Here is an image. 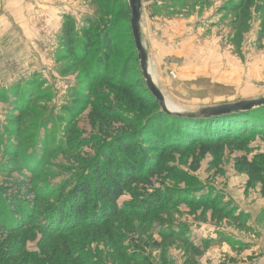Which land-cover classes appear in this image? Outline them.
I'll return each mask as SVG.
<instances>
[{
	"label": "rangeland",
	"instance_id": "obj_1",
	"mask_svg": "<svg viewBox=\"0 0 264 264\" xmlns=\"http://www.w3.org/2000/svg\"><path fill=\"white\" fill-rule=\"evenodd\" d=\"M128 2L0 0V187L17 183L19 188L27 179L31 188L43 190L30 205L38 224L55 219L45 215L60 196L59 184H76L98 158L100 141L108 139L103 144L108 146L129 127L118 120L106 126L95 117L97 109L120 107L96 76L122 75L126 82L143 81L146 86ZM142 13L148 71L164 98L180 107L177 110L195 113L264 98V0H142ZM68 18L77 33L96 21L97 35L116 20L108 69L98 70L103 60L98 45L81 63L65 54L61 39ZM124 116L134 122L137 115ZM60 119H65L62 125ZM244 124L232 121L227 125L232 130H207L206 137L213 140H223L230 130L238 135L222 142L216 156L200 157L197 144L162 151L161 166L171 173H162L161 167L138 189L142 199L172 191L179 198L172 206L144 218L129 215L135 209L130 211L129 205L139 199L129 192L116 201L119 210L128 208L129 213L97 229L86 223L57 239L29 229L7 245L30 237L24 251L32 264H71L79 255L93 264H264V188L247 186L248 176L236 169L238 159L264 154V135L258 129L243 131ZM245 136L243 145L240 139ZM156 147L149 153H160ZM34 154L43 159L30 170ZM17 188L10 193L16 194ZM2 233L0 237L6 236ZM118 234L127 238L115 248Z\"/></svg>",
	"mask_w": 264,
	"mask_h": 264
},
{
	"label": "trees",
	"instance_id": "obj_2",
	"mask_svg": "<svg viewBox=\"0 0 264 264\" xmlns=\"http://www.w3.org/2000/svg\"><path fill=\"white\" fill-rule=\"evenodd\" d=\"M127 8L128 12L131 13L129 2L127 3ZM115 22L116 20L112 19V22L104 28L102 34L97 35L96 33L93 34L94 26L97 24L96 21V24L92 23L90 28L77 33L74 22L68 18L62 28L61 39V45L66 49L65 54L81 63L83 59L93 53L94 46L98 45L96 48L100 55L99 57L103 58L97 66L98 70L101 71L102 67L108 69L111 64L110 54L114 47L112 38ZM137 58L139 61L138 56ZM103 76L102 74L97 75L96 81H103L107 84L120 107L111 105L106 109H97L95 117L102 123L106 122V126L113 120H118L124 121L126 126L128 125L129 127L108 143V146H105L106 144L103 145L108 139H100L98 158L95 159V163L90 166V169H84L76 184L72 187L65 186L69 182L68 180L59 184V187L55 186L49 189L50 193H55L58 187L60 192L57 202L46 209L45 216L50 218L53 215L55 218H51V222L46 220V224L41 222L38 224L34 221L38 215L34 211V207L30 206L31 202L34 201L32 197L34 194H40L44 191L38 190L36 187L31 188L27 179L20 182L19 188L16 187L17 183H11L7 187H0V231L5 232L7 236L2 233L3 236L0 237V264H32L30 256L24 251L25 242L30 237L22 236L16 244L7 245L12 237L24 235V230H26V233L29 229L41 230L45 234L49 233L52 238L57 236V239L59 235L71 232L75 228L83 227L86 223L90 224V228L97 229L108 220H114L124 214L126 216V213H129L127 212L128 208L124 212L119 210L116 205V201L125 193L132 192L136 198H139L129 205L130 211L135 208L129 215L144 218L154 210L172 206L176 197L172 191H158L142 199L143 194L138 189L139 185L155 178L158 174L156 173L157 170L161 167L162 173L163 171L171 173L170 168L161 166L159 158L162 151L171 148L186 149L197 144L200 157H205L208 154L216 156L221 151L220 144L222 142L235 139L238 135L236 132H232L229 127L231 130L224 134L226 137L220 141L219 138L218 140L207 138L206 132L210 128L215 129L216 126L223 127L228 131L227 125L231 124L232 121L239 123L243 121L245 123L243 131L246 130L247 133L258 129L264 135V128L261 127L262 125L264 126V106L249 111L214 117L200 116L191 118L167 115L162 111L159 101L153 97L143 81L140 84H135L134 82L122 80V75L119 77L113 74L109 77ZM126 112L132 116L137 115L135 117L136 120L133 122L132 119L125 118L124 114ZM59 121L61 122L59 125H62L65 119H60ZM256 122H258V127H256ZM134 123H137V126L135 124V128H131ZM105 134L109 138L106 132ZM247 137L240 139L241 144H245V138ZM195 138L196 140L193 144ZM85 143L88 142L86 141ZM157 145L161 147L160 153H149V151L151 152L157 148ZM37 146L34 145L33 148L38 150ZM216 147L217 149H215ZM30 158L33 159L27 158V160H31L28 167L30 170H34L36 168L35 163L43 159V156L34 154ZM236 169L238 172L248 176L247 186L253 187L254 184H260L264 188L263 153L253 158L245 156L238 159ZM14 187L18 189H16V194L10 193L11 188ZM189 202L194 203L193 200H189ZM202 203L200 202V204ZM87 215H89L88 218ZM126 238V234L116 235L113 238L114 244H116L115 248L121 247L120 244ZM18 256L23 259L17 260ZM43 263L44 261L40 262V264ZM70 263L93 264L91 261H85L82 255L72 258ZM145 263L152 264L148 261Z\"/></svg>",
	"mask_w": 264,
	"mask_h": 264
},
{
	"label": "water",
	"instance_id": "obj_3",
	"mask_svg": "<svg viewBox=\"0 0 264 264\" xmlns=\"http://www.w3.org/2000/svg\"><path fill=\"white\" fill-rule=\"evenodd\" d=\"M130 10L132 13L131 18V28L133 31L134 42L136 43V48L138 52V57L140 61L141 72L143 73V77L145 79L146 86L149 91L153 95V97L159 101L160 107L164 113L167 115H176L180 117H191L197 118L200 116H222L227 115L229 113L235 112H244L253 109H257L260 106H264V98H260L258 100H243L242 102H236L232 104L219 105L214 107H206L200 109L198 112L189 113V112H181L177 109L172 108V106L168 103L169 101L164 98L162 92L155 85L153 78L148 71V57L144 48V44L141 40V28L140 23L142 19V0H129Z\"/></svg>",
	"mask_w": 264,
	"mask_h": 264
},
{
	"label": "crops",
	"instance_id": "obj_4",
	"mask_svg": "<svg viewBox=\"0 0 264 264\" xmlns=\"http://www.w3.org/2000/svg\"><path fill=\"white\" fill-rule=\"evenodd\" d=\"M236 238H237V239H240L239 237H236ZM237 239H236V241H239V240H237ZM238 243H239V244H242V245H247V246H248V243H249V242L246 243L245 241H239ZM259 262H260V260H255V261H254V264H259ZM252 264H253V263H252Z\"/></svg>",
	"mask_w": 264,
	"mask_h": 264
},
{
	"label": "bare ground",
	"instance_id": "obj_5",
	"mask_svg": "<svg viewBox=\"0 0 264 264\" xmlns=\"http://www.w3.org/2000/svg\"><path fill=\"white\" fill-rule=\"evenodd\" d=\"M171 106H172V108H174V109H178V108H180L179 106H176V105H174V104H172L171 102H168Z\"/></svg>",
	"mask_w": 264,
	"mask_h": 264
}]
</instances>
